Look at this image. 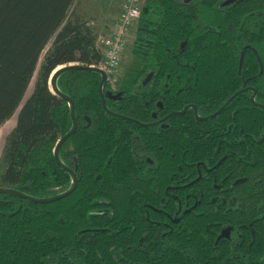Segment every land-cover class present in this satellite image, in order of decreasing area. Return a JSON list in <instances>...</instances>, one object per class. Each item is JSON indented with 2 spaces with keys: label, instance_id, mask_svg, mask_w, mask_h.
I'll return each instance as SVG.
<instances>
[{
  "label": "trees",
  "instance_id": "16d2710c",
  "mask_svg": "<svg viewBox=\"0 0 264 264\" xmlns=\"http://www.w3.org/2000/svg\"><path fill=\"white\" fill-rule=\"evenodd\" d=\"M74 4L0 0V129L19 110L2 154V188L48 198L71 186L54 156L72 128L70 107L48 82L60 66H99L104 56L90 24L71 13ZM133 54L143 68L129 74L120 102L107 100L111 112L147 122L194 103L205 116L248 86L264 105V0H146ZM101 79L85 70L60 76L78 120L75 149L63 148L61 160L78 186L51 204L0 194V264H264V110L250 93L206 122L188 113L166 129L142 128L104 109ZM181 165L191 178L196 168H215L184 189L200 203L168 234L142 205H159Z\"/></svg>",
  "mask_w": 264,
  "mask_h": 264
},
{
  "label": "flooded vegetation",
  "instance_id": "af4514ba",
  "mask_svg": "<svg viewBox=\"0 0 264 264\" xmlns=\"http://www.w3.org/2000/svg\"><path fill=\"white\" fill-rule=\"evenodd\" d=\"M140 64H141V62H140ZM142 68H143V66L141 64V67L140 68H134L131 71H129V73L126 74L125 81L123 82V84L121 85L120 89H118V90H116L115 87H113V86H111L109 84L108 77H107V82H106V84L104 85V88H103V94H104V97H105L106 105H107V100H116V101L120 102V100L124 97L123 96L124 95L123 87H124V84L127 81V78L129 76V74L133 70L142 69ZM150 78L151 77H149V79ZM101 81H102V79H101ZM99 86H100V84H99ZM237 93H239V94L230 103H228L229 100L234 95H236ZM237 93H235L218 111H216L213 114L205 115V116L200 115L199 107L196 104H194V103L187 104L181 111H177V112H174V113H169V114H166V115H164L162 117L157 116V112H154L152 114L153 121H147V122H140V121H138L136 119H133L131 117H126V116H122L120 114L111 112L108 109V107H107V109H105V108L104 109L110 115L115 116V117H121L124 120L131 121V122L139 125L142 128H150V127L160 126L162 129H166L167 127H169L168 121L172 117H174V116H184V115H186L188 113H192L193 116L195 117V119L197 121H200V122H206V121H209L211 119H214V118L218 117L219 115H221L225 111V109L237 97H239L241 94H245V93H250V101H251V103L255 107H258V108H261V109L264 110V105L257 102V94H258V92H257V90L255 88L248 86V87H245L242 90L238 91ZM101 100H102V98H101ZM102 104H103V100H102ZM157 106H158V108H163V104L161 102L157 103ZM193 106H195L196 108H194ZM187 107H189V108L185 111V109ZM220 110H221V112L218 115H215ZM75 112H76V110H75ZM72 126H73V123H72ZM77 129H78V126H77ZM76 132H77V130H76ZM75 133L64 143L62 149L64 148L66 151H69V152H71V151H73L75 149V145L71 141V139L75 135ZM68 144H72L73 145L72 150H67ZM62 149H61V151H62ZM145 154L146 153H145L144 148L139 145L137 147V155L139 157H141V156H145ZM54 156H55V154H54ZM60 158H61V152H60ZM147 160H149V159H147ZM150 163L152 164L153 162L150 161ZM194 165H195L194 163H188V164L186 163L185 164V166H187V167L194 166ZM65 166H67V165H65ZM198 166H200V163L198 164ZM67 167L69 169H71L75 173V171L72 168H70L69 166H67ZM214 168L215 167H213V168H207L205 170L206 175L202 173V170L200 168H196L195 170H197V176L195 178H191L194 175L195 172H193L192 170H189V171L188 170H183V166L181 165V167H179L180 171H175V172L172 173V176H176V177H173L171 179L172 184L165 189V195L166 196L165 197H159V199H160V201L158 203L159 205L149 204V203H144L142 205L145 208L151 209L153 211V213H154L153 215H151L149 213L148 216H147L148 217L147 220L149 222L151 221L152 224H162V226L163 225L164 226H167L168 228L171 229L170 232H168V234L172 233L173 230H174V227L175 226H178V224L181 222L182 217L185 216V215H188L192 211H194L196 209V207L200 203L199 201H197V197L194 196V194H188V195L184 196V194H183L184 193V189L187 188V187L193 186L195 183L199 182L204 177H207V173H209L210 171H212ZM64 171H66V170H64ZM66 172L71 176V174L68 171H66ZM157 173H158L157 171H152V174H157ZM76 176H77V174H76ZM71 180H72V176H71ZM77 181H78V178H77ZM243 181H244L243 179H240V180L236 181L233 185H237V184H239L240 182H243ZM72 183H73V180H72ZM72 183H71V186H72ZM71 186H70V188H71ZM77 186H78V183H77ZM214 187L216 189H219L220 188L216 183H215ZM0 188H2V187H0ZM223 190H225V189H223ZM140 193L144 194L145 196H149L148 199L155 198V196H151L152 195L151 193H153V192L150 191V190H148V192H147V190L144 189ZM49 204H51V203H49ZM210 204L212 206H215V208H224V207H226L228 209V208H231L233 206L232 203L215 202V201H211ZM157 216H159L161 218L158 219ZM167 218L169 219V222H165V220ZM232 234H233V229L232 228H227V229L223 230L222 237L224 239H229L230 240V239H232Z\"/></svg>",
  "mask_w": 264,
  "mask_h": 264
},
{
  "label": "rangeland",
  "instance_id": "374dc122",
  "mask_svg": "<svg viewBox=\"0 0 264 264\" xmlns=\"http://www.w3.org/2000/svg\"><path fill=\"white\" fill-rule=\"evenodd\" d=\"M146 0H142L141 4L145 3ZM124 0H75V4L72 8L71 13H75L81 19L88 22L93 30L96 32L98 38L108 37L110 36L114 29L116 28L119 14L121 11V7ZM141 17V16H140ZM140 19V18H139ZM138 22L134 23V27L131 30V34L128 38L126 48L124 49L123 56L121 59L120 66L117 70V85L115 86L116 90L120 89L121 85L125 81L126 74L129 73L134 68H140L141 64L137 60V58L133 54V45L136 37V31ZM50 45L46 48V50L41 55L37 71L35 76L30 84V87L27 91L25 96V100L31 95L34 89V85L38 78V71L39 68L44 60V56L48 50ZM17 111L14 118H12L9 122H7L1 129H0V175L2 173V154L7 142V136L9 133L14 129L16 125ZM73 145L68 144L67 150H72Z\"/></svg>",
  "mask_w": 264,
  "mask_h": 264
},
{
  "label": "water",
  "instance_id": "95a60500",
  "mask_svg": "<svg viewBox=\"0 0 264 264\" xmlns=\"http://www.w3.org/2000/svg\"><path fill=\"white\" fill-rule=\"evenodd\" d=\"M60 67H61V69H58L59 68L58 67L57 68L58 70L56 69L52 73V75L50 76L48 85L50 86V89L53 92V94H55L56 96H58L59 98L63 99L64 101H66L68 103V105L70 107L71 119H72L73 126H72L71 131L67 135H65L58 142V144H57V146L55 148L54 154H55V160H56L57 164L63 170H66V171H68L71 174L72 180H73L72 186H71V188L68 191H66L64 193H61V194H58V195L53 196V197H48V198H37V197L29 196V195H27L25 193H22L20 191H17L15 189H12V188H0V194L18 197V198H21V199H24V200H28V201L33 202V203H36V204H49V203L57 202L59 200H62L64 198L68 197L77 188V183H78L77 176H76V174L71 169H69L67 166H65V164L61 161L60 152H61V149H62L64 143L76 132L77 126H78V121H77V117H76L74 101H73V99L71 97H69V96L65 95L63 92H61V90L59 89V86H58V80H59L60 76L63 73L67 72V71H72V70H85V71H95V72H98L102 76V81H101L100 86H99V94H100V96H101V98L103 100V106H104V108L107 109L105 97H104V94H103V88H104V85L107 82V74L103 70H101V69H99L97 67H86V66L79 65V64L63 65V66H60ZM238 94L239 93H237L236 95H234L229 100L228 103H230ZM193 107L196 108L195 106H193ZM188 108L189 107H187L185 109V111ZM220 112H221V110L218 113H216L215 115H218Z\"/></svg>",
  "mask_w": 264,
  "mask_h": 264
},
{
  "label": "built area",
  "instance_id": "2783aa9c",
  "mask_svg": "<svg viewBox=\"0 0 264 264\" xmlns=\"http://www.w3.org/2000/svg\"><path fill=\"white\" fill-rule=\"evenodd\" d=\"M142 0H124L119 14L118 22L113 33L108 37L97 38V48L103 53V60L97 67L103 70L108 77L109 84L117 85V70L120 66L124 49L134 23L141 16L143 9Z\"/></svg>",
  "mask_w": 264,
  "mask_h": 264
},
{
  "label": "bare ground",
  "instance_id": "6f19581e",
  "mask_svg": "<svg viewBox=\"0 0 264 264\" xmlns=\"http://www.w3.org/2000/svg\"><path fill=\"white\" fill-rule=\"evenodd\" d=\"M58 69H61V67H59ZM58 69H57V70H58Z\"/></svg>",
  "mask_w": 264,
  "mask_h": 264
},
{
  "label": "crops",
  "instance_id": "0c3cea01",
  "mask_svg": "<svg viewBox=\"0 0 264 264\" xmlns=\"http://www.w3.org/2000/svg\"><path fill=\"white\" fill-rule=\"evenodd\" d=\"M14 118V117H13ZM17 120V119H16ZM16 126V125H15Z\"/></svg>",
  "mask_w": 264,
  "mask_h": 264
}]
</instances>
